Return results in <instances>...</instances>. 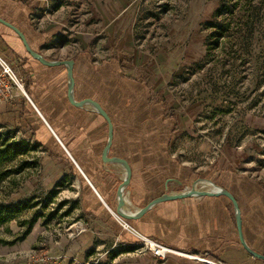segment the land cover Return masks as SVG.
Here are the masks:
<instances>
[{"label":"rangeland","instance_id":"rangeland-1","mask_svg":"<svg viewBox=\"0 0 264 264\" xmlns=\"http://www.w3.org/2000/svg\"><path fill=\"white\" fill-rule=\"evenodd\" d=\"M54 1L63 8L53 20L68 22L69 34H93L95 68L109 63L120 83L141 86L133 98L140 99L143 148L165 147L205 180L232 169L264 184V0ZM5 58L31 98L21 66L26 59ZM16 93L14 100L0 102V136L7 146L27 152L8 169L27 166L0 182V206L27 200L22 219L39 220L14 245L4 241L16 240L28 226L16 221L0 226V264H160L146 262L152 254L142 250L140 240L122 241L86 211L85 186L74 182L68 161L47 176L45 162L58 157L49 154L53 146L39 144L5 117L18 100H28ZM138 104L120 114L129 120ZM133 127L119 125L127 133L138 129ZM147 132L161 137L149 139ZM90 229L93 245L83 250L81 238Z\"/></svg>","mask_w":264,"mask_h":264},{"label":"crops","instance_id":"crops-1","mask_svg":"<svg viewBox=\"0 0 264 264\" xmlns=\"http://www.w3.org/2000/svg\"><path fill=\"white\" fill-rule=\"evenodd\" d=\"M55 2L0 0V17L24 32L30 46L46 59L75 61V100L92 98L105 108L114 124V140L109 156L123 155L132 164L133 177L126 192L127 210L137 212L156 198L178 194L193 186L200 190H213V186L203 179L206 177L194 174L179 164L165 147L143 148L141 127L138 128L142 120L141 104L140 99L138 102L133 98L136 91L138 95L142 91L141 86L120 83L119 75L110 73L109 63L103 66V70L95 68L90 51L93 34L87 30L76 37L69 34L68 22L53 20V17L60 16V8H63ZM0 53L26 59L21 66L28 76L32 101L25 98L18 100L17 111H9L6 119L23 126L39 144L53 146L49 154L58 157L45 162L47 176L56 174L68 161L69 169L76 174L74 182L85 186L84 191L88 195L85 198L86 211L94 219L128 244L140 242L135 233L139 232L174 250L207 255L223 264H264L263 259L253 256L243 246L234 204L224 195L161 201L138 219H121L115 213L117 190L126 175V168L119 162L103 160L109 137L106 119L91 105L76 106L69 101L68 69L65 65L47 66L33 58L18 34L1 23ZM131 103H139V106L126 120L120 112L129 110L133 105ZM121 122L134 123L133 128L138 129L127 133L119 129ZM147 135L149 139L161 137L150 132ZM61 155L67 160L63 161ZM207 178L234 195L241 209L245 240L253 250L264 255V184L232 169L226 170L223 175L216 173ZM93 234L92 229L86 230L81 238V249L92 248ZM147 261L209 264L179 254H170L166 259L152 255Z\"/></svg>","mask_w":264,"mask_h":264},{"label":"water","instance_id":"water-1","mask_svg":"<svg viewBox=\"0 0 264 264\" xmlns=\"http://www.w3.org/2000/svg\"><path fill=\"white\" fill-rule=\"evenodd\" d=\"M0 23L6 25L7 27L11 28L15 33L18 34L20 39L22 40L27 52L35 59L39 60L41 63L47 65V66H60V65H65L68 69V98L69 101L76 105V106H83V105H91L96 112L101 114L106 121L108 122L109 126V137H108V142L107 145L103 151V160L104 162H119L121 163L125 168H126V175L123 178L121 184L118 187L117 190V207L115 213L123 220H132V219H138L141 216H143L150 208H152L155 204L161 202V201H166V200H174V199H181V198H187V197H192V196H218V195H224L227 196L234 204L235 208V214H236V220L238 224V230H239V235H240V240L243 244V246L246 248V250L252 254L253 256L263 259L264 260V255L258 253L257 251L253 250L247 243L244 237L243 233V221H242V214H241V209L239 207V204L234 197V195L226 190L223 187H220L216 185L214 181L207 180L211 186H213V190H200L197 189L195 186H193L191 189L184 190L182 192H179L178 194L174 195H163L159 198H156L155 200L149 202L147 205H145L143 208L138 210L137 212H133L131 210H127L126 206V192L127 188L131 184V180L133 177V167L131 162L123 155H114V156H109L111 147L113 145V140H114V124L112 121L111 116L108 114V112L105 110V108L96 100L92 98H84L81 100H75V85H76V80L74 76V65L75 61L74 60H48L46 59L41 53L35 51L29 44L26 35L24 32H22L16 25L13 23L5 20L4 18L0 17Z\"/></svg>","mask_w":264,"mask_h":264},{"label":"built area","instance_id":"built-area-1","mask_svg":"<svg viewBox=\"0 0 264 264\" xmlns=\"http://www.w3.org/2000/svg\"><path fill=\"white\" fill-rule=\"evenodd\" d=\"M17 89L18 91L20 90L28 98L29 101H31L30 96L25 90L22 78L15 72V70L11 66L10 62L5 58V56L0 55V102H8L18 97V94L16 93ZM81 172L83 173V171ZM135 233L141 241L142 250L149 251L154 257L166 259L170 254H179L190 257L192 259L199 260L201 262H207L209 264H223V262L221 261L211 260L210 258H208L207 255L191 254L187 252L177 251L173 248L166 246L159 240L150 238L139 232Z\"/></svg>","mask_w":264,"mask_h":264},{"label":"trees","instance_id":"trees-1","mask_svg":"<svg viewBox=\"0 0 264 264\" xmlns=\"http://www.w3.org/2000/svg\"><path fill=\"white\" fill-rule=\"evenodd\" d=\"M27 153L25 149H20L13 144L7 146L5 142L2 141L0 136V182L6 180L7 177L14 175L15 173H20L24 170V167L27 166L23 163V166L17 170H9L8 163L13 162L17 159L18 156ZM25 165V166H24ZM37 204H34V207ZM29 208L27 200H20L18 202H10L0 206V226L7 225L13 221L19 223L20 226H28L20 236L14 241H4L6 245H14L17 241L25 240L30 233L32 232L35 224L39 220V216H34L30 220H23V214ZM56 213L51 214L48 220L51 221L54 219Z\"/></svg>","mask_w":264,"mask_h":264},{"label":"bare ground","instance_id":"bare-ground-1","mask_svg":"<svg viewBox=\"0 0 264 264\" xmlns=\"http://www.w3.org/2000/svg\"><path fill=\"white\" fill-rule=\"evenodd\" d=\"M76 226H77V225L73 226V228L76 227Z\"/></svg>","mask_w":264,"mask_h":264}]
</instances>
